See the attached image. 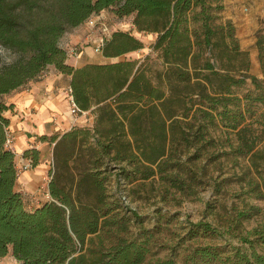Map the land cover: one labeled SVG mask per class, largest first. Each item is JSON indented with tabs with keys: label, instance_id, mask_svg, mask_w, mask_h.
<instances>
[{
	"label": "trees",
	"instance_id": "16d2710c",
	"mask_svg": "<svg viewBox=\"0 0 264 264\" xmlns=\"http://www.w3.org/2000/svg\"><path fill=\"white\" fill-rule=\"evenodd\" d=\"M107 7L117 16L131 14L138 30L155 34L151 48L160 68L130 58L67 62L60 37ZM222 7V0H0V46L14 54L0 62V256L10 253L8 264H141L149 236L124 234L130 216L107 188L111 164L125 183L157 173L184 188L197 182L203 164L196 160L207 145L224 134L225 154H251L254 161L263 152L255 147L262 134L250 118L253 101H264V79L249 71L247 52L232 21L221 18ZM142 46L130 31L115 28L100 51L109 57ZM49 64L70 76L79 110L94 111V117L90 125L47 135L54 142L49 198L29 208L15 188V152L4 145V111L13 105L4 95ZM37 153L34 147L23 151L33 164ZM257 210L240 209L236 218ZM190 228L192 235L221 232L202 220ZM101 231L111 240L92 245ZM238 235L247 247L199 244L181 262L166 256L150 264H264V253L255 249L264 245V221Z\"/></svg>",
	"mask_w": 264,
	"mask_h": 264
},
{
	"label": "rangeland",
	"instance_id": "374dc122",
	"mask_svg": "<svg viewBox=\"0 0 264 264\" xmlns=\"http://www.w3.org/2000/svg\"><path fill=\"white\" fill-rule=\"evenodd\" d=\"M222 3L223 7L219 13L221 18H229L234 24L240 48L245 50L249 57V71L259 79H264V68L261 64V54L262 60L264 59V0H222ZM102 22L110 28V32L120 26L143 42L141 48L116 56H104L103 61L130 58L152 68L161 67L160 57L151 48L155 34L138 30L132 22L131 14L117 16L110 7L91 14L82 25L68 29L60 37V43L66 48L67 53H70V47L80 45L81 42L77 39L73 41L65 39L69 37L68 33L74 30L76 33L80 30L86 32L92 30V38H88L86 44L93 47L94 40L104 34L101 29ZM82 44L85 45V42ZM13 57L11 51L0 46V62L9 61ZM54 70L56 71L54 65L49 64L41 74ZM242 90L243 88L238 89L240 93ZM251 107L254 110L250 118L253 119L251 126L262 134L260 142L255 147L262 148L263 151L254 157V161L251 160V154L237 157L225 154V150L230 148L224 134L218 137L215 144L207 145L206 151L196 160L197 165L203 164V168L197 170V182H192L190 186L184 188L161 180L157 173L145 179L138 178L125 183L122 175L116 176L118 166L111 164L107 188L119 198L125 215L130 216L128 230L124 234L149 236V250L141 264H150L166 256H173L176 261L181 262L189 251L199 244L227 243L240 247L248 246L239 241V232L245 234L264 221V101H253ZM93 117L94 111L91 110L69 115L72 125H90ZM41 135H45L46 138H42ZM33 140L39 144L37 161L45 167L42 182L46 185L54 142L47 138V133L37 135ZM251 205L258 207L257 212L247 218H236L238 210L249 209ZM198 220L210 222L221 232L199 231L192 235L191 222ZM229 227L231 229L227 231ZM93 238L92 245H97L101 239L104 244L111 240L104 231L100 232V237L94 235ZM255 249L264 253V245L256 244ZM13 261L10 253L0 256V264Z\"/></svg>",
	"mask_w": 264,
	"mask_h": 264
},
{
	"label": "crops",
	"instance_id": "0c3cea01",
	"mask_svg": "<svg viewBox=\"0 0 264 264\" xmlns=\"http://www.w3.org/2000/svg\"><path fill=\"white\" fill-rule=\"evenodd\" d=\"M74 31L69 32V37L65 39L69 41L77 39L81 43L74 53H67V62L79 66L89 61H103L104 55L101 51L95 50L91 44H86L88 38H92L93 31L80 30L77 33ZM82 42H85V45ZM69 77L58 70L45 72L4 95L7 102L13 103L4 114L9 118L8 125L12 130L15 161L23 158L22 151L27 148L34 147L40 150L39 144L33 140L37 135L62 132L72 125L69 115H73L69 111L65 90L69 85ZM44 174V165L37 161L19 172L17 176L15 188L23 193L29 208L49 198L46 195L47 181L46 185L42 182Z\"/></svg>",
	"mask_w": 264,
	"mask_h": 264
},
{
	"label": "built area",
	"instance_id": "2783aa9c",
	"mask_svg": "<svg viewBox=\"0 0 264 264\" xmlns=\"http://www.w3.org/2000/svg\"><path fill=\"white\" fill-rule=\"evenodd\" d=\"M101 29L102 31H104L102 35H100L96 40H94L93 42V48L95 50H100V47L104 41V38L109 34L110 32V28H108L104 22L101 23ZM117 28H122V27H117ZM76 46H74L73 48L70 47V53H74L76 51ZM66 97H67V101H68V105H69V111L72 115H75L77 113H81V112H85V111H80L77 104L75 103L74 99H73V95H72V91H71V87L70 85H68L66 88ZM4 145L6 147L11 148L13 151V147H12V130L9 127V125L6 126V136H5V141H4ZM32 164V160L30 157H24L21 158L19 161H15V167L16 170L19 174V172H21L22 170H24L25 168H28L30 165ZM47 196L48 193H46Z\"/></svg>",
	"mask_w": 264,
	"mask_h": 264
}]
</instances>
